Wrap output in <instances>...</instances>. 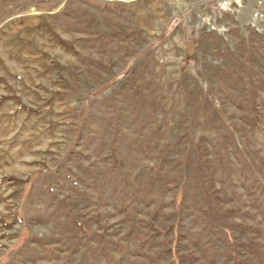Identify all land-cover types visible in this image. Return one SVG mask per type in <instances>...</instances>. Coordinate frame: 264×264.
Wrapping results in <instances>:
<instances>
[{"label": "rangeland", "instance_id": "374dc122", "mask_svg": "<svg viewBox=\"0 0 264 264\" xmlns=\"http://www.w3.org/2000/svg\"><path fill=\"white\" fill-rule=\"evenodd\" d=\"M0 264H264V0H0Z\"/></svg>", "mask_w": 264, "mask_h": 264}]
</instances>
